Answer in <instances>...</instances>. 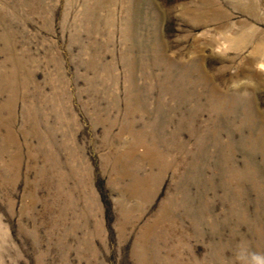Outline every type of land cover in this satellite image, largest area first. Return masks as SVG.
Segmentation results:
<instances>
[{
  "label": "rangeland",
  "instance_id": "obj_1",
  "mask_svg": "<svg viewBox=\"0 0 264 264\" xmlns=\"http://www.w3.org/2000/svg\"><path fill=\"white\" fill-rule=\"evenodd\" d=\"M0 264H264V0H0Z\"/></svg>",
  "mask_w": 264,
  "mask_h": 264
},
{
  "label": "clouds",
  "instance_id": "obj_2",
  "mask_svg": "<svg viewBox=\"0 0 264 264\" xmlns=\"http://www.w3.org/2000/svg\"><path fill=\"white\" fill-rule=\"evenodd\" d=\"M254 259H255V257H254Z\"/></svg>",
  "mask_w": 264,
  "mask_h": 264
}]
</instances>
